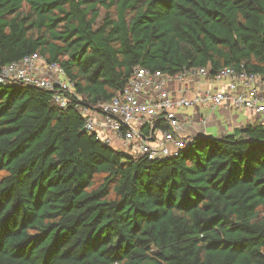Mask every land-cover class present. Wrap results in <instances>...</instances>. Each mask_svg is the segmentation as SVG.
Here are the masks:
<instances>
[{
	"label": "trees",
	"instance_id": "1",
	"mask_svg": "<svg viewBox=\"0 0 264 264\" xmlns=\"http://www.w3.org/2000/svg\"><path fill=\"white\" fill-rule=\"evenodd\" d=\"M33 53L75 94L0 84V264H264V122L148 159L77 109L136 67L264 74V0H0V70Z\"/></svg>",
	"mask_w": 264,
	"mask_h": 264
},
{
	"label": "built area",
	"instance_id": "2",
	"mask_svg": "<svg viewBox=\"0 0 264 264\" xmlns=\"http://www.w3.org/2000/svg\"><path fill=\"white\" fill-rule=\"evenodd\" d=\"M201 78L217 86L187 97L182 92L183 82ZM15 82L52 91L61 108L67 107L71 95L75 94L74 84L64 68L59 63L47 62L39 53L0 70V84ZM176 82H179V89L174 92L171 86ZM204 105L211 111L227 107L263 118L264 74L224 67L210 76L208 67H197L171 75L136 67L128 84L111 101L99 103L96 108L78 103L77 109L83 117V129L94 133L104 143L111 146L120 141L133 157L167 159L179 155L181 149L197 138L187 134L194 130L193 116L181 110H199ZM159 122L167 126L158 125ZM206 122L207 119L200 120L203 125Z\"/></svg>",
	"mask_w": 264,
	"mask_h": 264
},
{
	"label": "crops",
	"instance_id": "3",
	"mask_svg": "<svg viewBox=\"0 0 264 264\" xmlns=\"http://www.w3.org/2000/svg\"><path fill=\"white\" fill-rule=\"evenodd\" d=\"M217 84L208 82L207 79L183 82L182 92L187 97H192L197 91L213 90ZM171 89L176 92L179 89V82L174 83ZM183 113L193 116L194 130L187 132L189 135H208V136H223L234 132L235 129L242 127L246 123L253 122L250 115L246 112L228 109L227 107H219L214 111L208 106H201L199 110L194 108H184ZM207 119L203 125L200 120ZM264 119V116H263ZM205 127V128H204ZM195 132V133H194ZM116 144L121 145L120 141Z\"/></svg>",
	"mask_w": 264,
	"mask_h": 264
},
{
	"label": "rangeland",
	"instance_id": "4",
	"mask_svg": "<svg viewBox=\"0 0 264 264\" xmlns=\"http://www.w3.org/2000/svg\"><path fill=\"white\" fill-rule=\"evenodd\" d=\"M235 110V109H234ZM249 115H250V117L252 118V120L254 121L256 118H257V116L256 115H254V114H252V113H250L249 112ZM264 116V115H263ZM258 119H260L262 122H263V118H258ZM205 128V127H204ZM235 131V130H234ZM233 132V131H232ZM206 136H208V135H206ZM111 147L112 148H114L115 150H117L118 152H121V153H123V154H130V151L128 150V148H126L125 146H123L122 144L121 145H119V144H111Z\"/></svg>",
	"mask_w": 264,
	"mask_h": 264
},
{
	"label": "water",
	"instance_id": "5",
	"mask_svg": "<svg viewBox=\"0 0 264 264\" xmlns=\"http://www.w3.org/2000/svg\"><path fill=\"white\" fill-rule=\"evenodd\" d=\"M197 137H206V135H198Z\"/></svg>",
	"mask_w": 264,
	"mask_h": 264
}]
</instances>
